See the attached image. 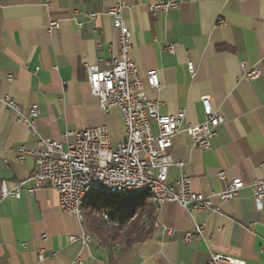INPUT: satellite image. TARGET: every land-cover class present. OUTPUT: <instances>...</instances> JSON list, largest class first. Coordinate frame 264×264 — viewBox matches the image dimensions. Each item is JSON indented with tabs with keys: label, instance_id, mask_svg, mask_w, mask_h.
I'll return each instance as SVG.
<instances>
[{
	"label": "crops",
	"instance_id": "0c3cea01",
	"mask_svg": "<svg viewBox=\"0 0 264 264\" xmlns=\"http://www.w3.org/2000/svg\"><path fill=\"white\" fill-rule=\"evenodd\" d=\"M159 1L128 0L124 14L132 32L131 58L147 95L161 103L162 115L185 111L184 128L205 121L203 97L211 99L224 119L210 151L194 148L185 132L175 137L169 152L177 164L169 171V184L186 175L195 192L211 195L237 179L247 185L264 180V0H175L178 8L153 17L148 7ZM116 2L0 0V96L14 99L28 117L31 107L38 106L35 128L40 137L64 142L68 133L106 127L113 148L126 139L121 111L100 109L86 73L87 64L120 54L113 19L107 15ZM91 13L98 15L95 20L89 19ZM52 21L59 28L50 34ZM167 44L175 45L174 53ZM242 62L261 69V78L243 79ZM150 70L159 75L157 92L145 80ZM39 136L18 124L0 101V186L3 181L13 186L32 174L35 159L26 156L19 162L18 156L23 147L35 149ZM68 141L73 143L74 137ZM197 226L204 227V238L186 244L185 233ZM84 231L93 236L87 246L71 242V236ZM149 231L147 239L128 249L121 240L103 241L88 224L63 212L54 189L20 199L0 194V264H76L79 257L84 264H208L213 255L264 264V210L257 209L249 188L223 205L221 213H190L166 203ZM42 250L48 258L39 262ZM53 253L58 256L50 257Z\"/></svg>",
	"mask_w": 264,
	"mask_h": 264
},
{
	"label": "built area",
	"instance_id": "2783aa9c",
	"mask_svg": "<svg viewBox=\"0 0 264 264\" xmlns=\"http://www.w3.org/2000/svg\"><path fill=\"white\" fill-rule=\"evenodd\" d=\"M178 7L179 3L175 0H161L149 5L148 11L153 17H157L160 13ZM128 8V0H117L107 11V15L113 19L120 54L113 56L110 61L101 60L98 64L86 65L91 95L98 99L104 113H110L114 108L121 111L126 139L117 148H113L110 132L106 127L68 133L64 136V142L44 139L35 128V119L40 115L38 106L31 107L28 117L14 99L7 95L0 96L7 111L16 115L17 123L28 126L33 135L39 136L35 149L23 147L18 156L19 162H23L26 156H32L36 163L35 170L27 179L13 186L3 181L0 186L1 198L20 199L24 194L34 195L39 189L51 188L58 192L60 209L75 216L76 202L86 189L106 187L134 193L142 188L153 187L161 191L164 205L176 203L190 213H221L223 205L232 203L240 191L249 188L257 209L264 210V180H255L247 185L237 179L227 183L222 191L211 195L195 192L192 179L186 175L169 184V171L177 164L169 152L175 137L185 132L194 148L210 151L224 119L214 109L209 97L201 99L205 121L197 125L184 128L186 113L183 110L174 115L160 113L161 103L149 98L139 68L131 58L134 49L132 32L124 17ZM97 16L96 13L88 15L90 20H95ZM78 27L82 28L83 23H78ZM57 28L58 22L52 21L48 33H53ZM175 48L174 44L166 45L171 53H174ZM112 49L113 46L110 51ZM101 64L105 67L102 68ZM241 68L244 70L243 79L248 81L258 80L263 74L259 68H248L246 62L241 63ZM188 70L192 75L195 74L192 62H189ZM145 80L153 91L157 92L162 87L157 70L148 71ZM154 127L157 133L154 132ZM70 136L74 137L73 143L68 141ZM261 168L264 171V162ZM219 177L225 180V172H220ZM167 234L174 235V230L167 229ZM203 238L204 227L197 226L185 233L184 242L189 244ZM70 240L72 243L79 242L84 247L92 241L84 233L79 237L71 236ZM57 256V253L50 255L52 258ZM37 258L39 262L45 261L48 258L47 252L40 251ZM222 261L244 264L220 255H213L208 264H220ZM75 263L84 264L80 257Z\"/></svg>",
	"mask_w": 264,
	"mask_h": 264
},
{
	"label": "trees",
	"instance_id": "16d2710c",
	"mask_svg": "<svg viewBox=\"0 0 264 264\" xmlns=\"http://www.w3.org/2000/svg\"><path fill=\"white\" fill-rule=\"evenodd\" d=\"M155 221L156 212L149 196L132 195L124 199L113 197L109 205L101 211L90 209L85 213L84 224H88L103 241L113 243L121 240L129 249L136 242L149 237V228Z\"/></svg>",
	"mask_w": 264,
	"mask_h": 264
},
{
	"label": "bare ground",
	"instance_id": "6f19581e",
	"mask_svg": "<svg viewBox=\"0 0 264 264\" xmlns=\"http://www.w3.org/2000/svg\"><path fill=\"white\" fill-rule=\"evenodd\" d=\"M132 195H147V196H149V198L151 199V203L153 204V206L155 208V212H158L159 209L162 207V205H164L162 193L157 188L146 187V188H142L141 190H137L134 193H127V192H125V190L108 189L106 187H98L95 189H86L80 194L79 200H78V202H76L75 217H77L83 225V223L85 221L84 206L90 197H93V196H98V197L99 196H114V197H117L118 199H123V198H128ZM106 219H107V217H106ZM144 219H145V216H144ZM83 233H84V236L88 237L91 240L93 239V236L91 233H88L85 231Z\"/></svg>",
	"mask_w": 264,
	"mask_h": 264
},
{
	"label": "rangeland",
	"instance_id": "374dc122",
	"mask_svg": "<svg viewBox=\"0 0 264 264\" xmlns=\"http://www.w3.org/2000/svg\"><path fill=\"white\" fill-rule=\"evenodd\" d=\"M114 196H94L90 197L85 205L84 208V215L85 213H88L90 209L96 208L98 210H103L105 209L106 206L109 205V201L113 198ZM107 217V215H105ZM105 217V218H106Z\"/></svg>",
	"mask_w": 264,
	"mask_h": 264
}]
</instances>
